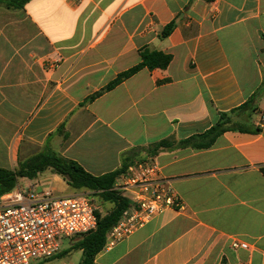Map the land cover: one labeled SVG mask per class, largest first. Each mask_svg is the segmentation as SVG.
Masks as SVG:
<instances>
[{"label": "crops", "instance_id": "0c3cea01", "mask_svg": "<svg viewBox=\"0 0 264 264\" xmlns=\"http://www.w3.org/2000/svg\"><path fill=\"white\" fill-rule=\"evenodd\" d=\"M145 49L170 55L169 66L144 67L104 91L143 62ZM262 117L264 0L0 7V169L16 171L46 151L94 176L149 159L181 203L101 251L96 264H264ZM220 123L228 129L210 148L181 145ZM162 141L173 147L152 152ZM53 174L17 187L77 193Z\"/></svg>", "mask_w": 264, "mask_h": 264}, {"label": "built area", "instance_id": "2783aa9c", "mask_svg": "<svg viewBox=\"0 0 264 264\" xmlns=\"http://www.w3.org/2000/svg\"><path fill=\"white\" fill-rule=\"evenodd\" d=\"M111 191L126 198L129 205L108 231L104 249L115 247L165 211L181 208L171 182L149 159L121 171ZM91 195L54 196L35 186L0 195V264L46 261L60 252L65 238L96 231L98 208ZM233 248L248 249V245L235 242Z\"/></svg>", "mask_w": 264, "mask_h": 264}, {"label": "trees", "instance_id": "16d2710c", "mask_svg": "<svg viewBox=\"0 0 264 264\" xmlns=\"http://www.w3.org/2000/svg\"><path fill=\"white\" fill-rule=\"evenodd\" d=\"M32 0H0V7H5L9 10L19 11L23 10L26 4ZM208 3L214 0H205ZM173 30V24L165 28L163 37H167ZM143 62L134 69L119 75V77L106 87L104 91L110 90L116 85L120 84L123 80L131 77L144 67H148L150 70L154 69H166L172 57L160 52H152L149 49H145L142 53ZM255 99H251L247 104H254ZM255 111V110H254ZM223 124H218L210 129L204 135L187 140L181 143L182 146H192L196 149H208L210 148L216 139L227 131ZM199 139V142L196 140ZM173 145L170 141H162L154 147L152 152H159L162 149L171 148ZM130 164H125L120 170L105 174L102 176H94L88 173L77 162L66 159L56 153L50 151L43 152L31 159H28L20 163L19 169L16 171H10L0 169V195L8 193L17 188L19 179L28 178L36 179L39 174L52 170L54 173L60 175L67 184L77 191V193H84L86 191L94 192L103 198L105 201L112 202L115 207L105 217H102L97 212L98 228L96 231L83 236L80 243L77 245L79 251L82 252V258L80 264H96V256L104 250L106 243V236L108 231L117 224L120 220L122 213L128 207V200L118 193L111 191L115 178L119 173L125 170ZM60 253L56 254L52 258L46 260V262L52 261L55 258H60Z\"/></svg>", "mask_w": 264, "mask_h": 264}, {"label": "rangeland", "instance_id": "374dc122", "mask_svg": "<svg viewBox=\"0 0 264 264\" xmlns=\"http://www.w3.org/2000/svg\"><path fill=\"white\" fill-rule=\"evenodd\" d=\"M43 153V152H41ZM39 153V154H41ZM36 154L33 157L39 155ZM31 157V158H33ZM29 158V159H31ZM28 160V159H27ZM53 172L51 170H47L45 173L40 174L39 176H41V179H43L44 181L49 180L50 178H52L53 176ZM35 180V179H33ZM21 185L24 183H20ZM37 185V184H36ZM50 187L47 186L46 190L50 191ZM39 191H43V190H39ZM54 196H56L53 192H51ZM84 193H88V194H92V198L95 202V205L98 208V212L101 214L102 217H105L106 215H108L115 207V205L112 202L109 201H105L103 198H101L100 195L95 194L94 192L91 191H86ZM82 237H75L72 239L69 238H65L62 242H61V250H60V258H55L52 261H49L47 263L45 262H40V261H35L33 262L34 264H80L82 255L79 253L81 251L77 250L78 249V244L80 243V241L82 240ZM82 253V252H81Z\"/></svg>", "mask_w": 264, "mask_h": 264}]
</instances>
